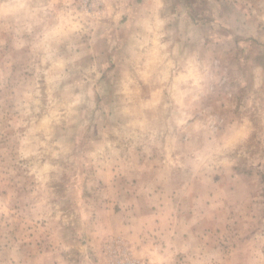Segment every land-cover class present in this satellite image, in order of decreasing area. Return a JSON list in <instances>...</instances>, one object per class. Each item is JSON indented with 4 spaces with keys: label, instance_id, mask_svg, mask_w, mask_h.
<instances>
[{
    "label": "rangeland",
    "instance_id": "obj_1",
    "mask_svg": "<svg viewBox=\"0 0 264 264\" xmlns=\"http://www.w3.org/2000/svg\"><path fill=\"white\" fill-rule=\"evenodd\" d=\"M264 264V0H0V264Z\"/></svg>",
    "mask_w": 264,
    "mask_h": 264
},
{
    "label": "built area",
    "instance_id": "obj_2",
    "mask_svg": "<svg viewBox=\"0 0 264 264\" xmlns=\"http://www.w3.org/2000/svg\"><path fill=\"white\" fill-rule=\"evenodd\" d=\"M115 264H141V262L128 256H120L117 258Z\"/></svg>",
    "mask_w": 264,
    "mask_h": 264
}]
</instances>
